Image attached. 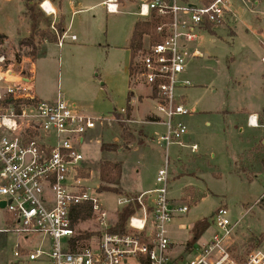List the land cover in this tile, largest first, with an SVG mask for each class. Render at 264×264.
<instances>
[{
    "label": "rangeland",
    "instance_id": "374dc122",
    "mask_svg": "<svg viewBox=\"0 0 264 264\" xmlns=\"http://www.w3.org/2000/svg\"><path fill=\"white\" fill-rule=\"evenodd\" d=\"M40 1L31 0L36 5L32 12L29 0H0V31L12 38L10 47L14 51L21 56H32L31 47L23 44L28 38L17 36L26 34L24 9L28 21H32V13L39 16L43 37L38 35L37 41L42 45L38 46L37 58L33 57L37 92L43 99H56L60 93L69 102L87 103L91 115L102 119L103 123L79 145L86 169L82 175L90 178L94 187H101L102 164H121L119 186L100 188L104 191L101 201L114 211L119 193L114 187L128 193L153 188L166 153L165 145L159 140L166 131L165 126L145 124L152 118L155 105L148 98L142 104L149 92L138 80L139 51L134 57L130 86L131 98H137V103L129 119L127 111L121 110L128 102L126 46L133 24L139 18L135 14L138 0H119V13H109L99 4L102 0H80L82 10L73 16L67 0H52L56 4L62 2L65 15L56 16V27L60 31L61 22L62 26L65 22L67 27L70 25L69 36L62 46L51 29L55 17L41 12ZM231 2L234 11L242 7L243 12L230 26L201 33L191 45L201 49L204 56L190 60L182 75L191 81L190 86L179 90L185 95L191 114L182 117L188 129L183 138L185 146L173 144L168 148L169 196L173 202L188 205L189 212L168 225L173 241L172 258H190L187 252L195 243L202 245L213 236L217 230L214 212L220 207L228 209L232 223L240 220L228 242L236 256L245 257L256 249L264 250V66L259 60L263 53L264 0ZM72 34L77 36L76 40ZM46 39L49 43L43 42ZM149 40L144 34L142 49L148 46ZM245 109L259 110L260 127L247 124ZM102 145L110 150H103ZM193 145L197 146L195 150ZM9 215L0 207V264H51L48 255L37 260L27 256L40 247L42 236L31 235L27 239L23 234L5 231L12 225L11 221L7 224ZM200 219H206L210 225L189 247L193 237L189 226ZM91 226L95 224H83L80 232L88 234L83 230ZM48 242L46 238L42 247L47 252L50 251ZM19 249L25 250L23 256L15 255Z\"/></svg>",
    "mask_w": 264,
    "mask_h": 264
},
{
    "label": "built area",
    "instance_id": "2783aa9c",
    "mask_svg": "<svg viewBox=\"0 0 264 264\" xmlns=\"http://www.w3.org/2000/svg\"><path fill=\"white\" fill-rule=\"evenodd\" d=\"M109 13H117L119 0H106ZM42 11L54 16L51 29L59 46L69 35L56 27L57 11L52 0H41ZM138 15L155 23L147 47L136 61L138 80L155 104L157 123L166 131L159 140L165 145L163 166L156 186L140 193L121 192L117 209L111 211L101 201L100 185L93 186L79 149L102 119L87 114L75 102L59 93L56 99L39 97L35 90L33 56H21L5 40L0 41V202L10 215L11 228L25 235L42 236L40 247L27 255L37 260L48 255L51 264H264V250L245 257L236 256L228 245L240 220L232 223L228 209L214 213L217 230L202 245H193L190 258L170 256L173 241L168 225L189 212V206L173 202L169 196V146H185L188 129L182 117L191 114L180 89L191 85L182 78L188 63L203 56L191 44L208 32L233 20L231 0H146ZM73 40L76 35L71 36ZM264 62V56L262 57ZM123 112L126 110L123 109ZM248 123L258 126V117ZM197 148L193 145V149ZM89 207V218L78 217L79 208ZM132 208L123 229L119 213ZM94 223L82 234L79 227ZM185 228V226H182ZM85 236V237H82ZM79 237H82L81 239ZM48 239L50 251L42 247ZM17 247H20L18 244ZM24 249L15 251L20 257Z\"/></svg>",
    "mask_w": 264,
    "mask_h": 264
},
{
    "label": "trees",
    "instance_id": "16d2710c",
    "mask_svg": "<svg viewBox=\"0 0 264 264\" xmlns=\"http://www.w3.org/2000/svg\"><path fill=\"white\" fill-rule=\"evenodd\" d=\"M29 9L32 12H35V8L36 5L35 4H31V0H29V4H28ZM31 19H32V29L33 31L36 29V27L38 26V21H39V16L32 13L31 14ZM155 26V23H148V22H137L133 35H132V41H131V45L130 48L132 50V62H131V66H130V73L131 75L133 74L134 71V66H133V61H134V57L137 51L141 50V48L143 47V36L144 34H148L150 33L153 28ZM209 31L212 32V29L209 28ZM4 35L0 34V41L4 39ZM23 44L28 45L31 47V51L30 53L32 54V56L34 58H37V48L35 46L34 43V35H31L26 41H23ZM135 52V53H134ZM131 95L132 92L129 93L128 96V104H127V118L129 119V117L131 116V111H132V105H131ZM119 115H116L117 118ZM126 138V136H125ZM130 139H133V137H130ZM102 149L103 150H110V147H108L107 145H102ZM121 174V164L120 163H112V162H105L102 164L101 166V182L103 183V185L100 187L102 190L105 189H112V187H108L109 185H114V186H119V176ZM119 188V187H118ZM115 191H118L119 193L121 192L120 189H117V187H114ZM133 213L132 208H125L123 209L120 213H119V224H118V228L123 229L125 226V223L128 219V217ZM92 212L91 209L89 207L86 208H79L78 217H82L84 219L89 218V216H91ZM210 223L206 220V219H202V220H198L194 227H193V237L189 240L188 246L191 247L192 244L195 243L196 239H198L205 231L206 229L209 227ZM85 237V236H82ZM82 237H79L80 239Z\"/></svg>",
    "mask_w": 264,
    "mask_h": 264
},
{
    "label": "crops",
    "instance_id": "0c3cea01",
    "mask_svg": "<svg viewBox=\"0 0 264 264\" xmlns=\"http://www.w3.org/2000/svg\"><path fill=\"white\" fill-rule=\"evenodd\" d=\"M56 1V0H55ZM55 1H52L53 2V4H54V7L56 8V11H57V16L59 15H64V11H63V4H62V2H63V0H62V2H61V4H59V3H57L56 4V2ZM104 1H106V0H102L99 4H101L102 6H104L103 5V3H104ZM257 3L260 1V0H255ZM67 2H68V6H69V8H70V11H71V14H72V16L74 15V13H76V12H79L80 10H82L81 9V7H82V4H81V2H80V0H67ZM143 1H136L135 3H136V6H135V8H136V12H135V14L139 17L136 21H135V23L133 24V27H132V30H131V34H130V37H129V39H128V42H129V45L128 46H126L127 47V51H128V56H127V61H126V67H128V70H127V74H128V90H129V92H128V96H129V93L130 92H132V89H131V77H132V75H131V73H130V66H131V62H132V50H131V48H130V45H131V41H132V35H133V32H134V29H135V26H136V23L137 22H147L146 20H144V18H142V17H140L139 15H138V8H139V6H140V4L142 3ZM34 2H31V4H33ZM131 4H133V2H130ZM120 2H119V10H118V12L117 13H119L120 11H121V7H120ZM38 6H39V4H38ZM36 10V9H35ZM41 12H43L42 11V9H41ZM241 12H243V8L242 7H240L237 11H235V16L233 17V20L232 21H230V22H228L227 24H224V25H222V26H230V24L233 22V21H236V19H237V17H238V14L239 13H241ZM44 13V12H43ZM45 14V13H44ZM46 16H48L47 14H45ZM23 16H24V22H25V25H26V29H24L25 30V32H26V34L25 35H22V34H20V36H17V38L18 37H20V38H29L31 35H34V43H35V46H36V48H37V50L39 49V47L42 45L41 43H39V41H37V40H39L38 39V35H40V37L42 38L43 36V34L41 33V30H42V26H39V23H38V26L36 27V29L33 31V29H32V21H28L29 19H28V14L26 15V10L24 9L23 10ZM65 16V15H64ZM30 17V16H29ZM31 18V17H30ZM139 19H142L141 21L139 20ZM40 20V19H39ZM53 21V20H52ZM52 23V22H51ZM148 23H150V22H148ZM62 22H61V31H66V30H68V33H69V31H70V25L67 27L66 26V22L64 23L65 25H63L62 26ZM217 29V28H216ZM216 29H212V32H215L216 31ZM31 32V33H30ZM153 32V31H152ZM208 32H210V31H208ZM263 33V30H261V32H260V34H262ZM0 34H2V35H4L5 37H4V39L10 44V39H12V38H10L5 32H1L0 31ZM149 34V33H148ZM235 34V31H234V33H233V35ZM72 35H75V34H72ZM145 35H147V34H145ZM41 40V39H40ZM213 41H216V38H214L213 39ZM43 42H47V43H49V41L46 39V40H43ZM262 43V46H263V53H262V55L260 56V61L262 62V64H263V66H264V62L262 61V57L264 56V41L263 42H261ZM39 46V47H38ZM49 47V46H48ZM49 49V48H48ZM48 51V50H47ZM203 52V51H202ZM46 54H47V52H46ZM45 55V54H44ZM203 56H204V52H203ZM202 56V57H203ZM37 78H36V63H35V90H36V93H37V95L39 96V94H38V92H37V88H36V80ZM262 90H264V75H263V84H262ZM183 94V93H182ZM184 95V94H183ZM58 96V95H57ZM128 96H127V99H128ZM40 97V96H39ZM42 98V97H41ZM133 98V97H132ZM131 98V105H132V107L133 106H135L136 105V103H137V98H133L132 99ZM146 98H148V99H150V97H149V94H148V96L146 95V97L144 98V102L142 103V104H144L145 105V99ZM184 99H185V95H184ZM47 100H54V99H47ZM151 100V99H150ZM151 102L153 103V101L151 100ZM80 108H82L87 114H90L91 115V112H90V108H89V106H88V104L87 103H84V104H79V103H77V102H75ZM127 104H128V102H127ZM154 104V103H153ZM155 105V104H154ZM147 106V105H146ZM123 109H127V107H123V108H121V110H123ZM152 112V111H151ZM152 118L151 119H149L148 121H146V123L145 124H147V123H149V124H162V123H157V122H155V121H157L158 120V117H157V114L155 113V111H153L152 113ZM250 115H256L257 117H258V122H259V117H260V112H259V110L258 109H252V110H249V109H245V111H244V118L246 119V122H247V124L249 125V123H248V119H249V117H250ZM249 126H251V125H249ZM259 127L261 126V124L259 123V125H258ZM251 127H254V126H251ZM257 127V126H256ZM93 131V130H92ZM91 131V132H92ZM148 131V130H147ZM90 132V133H91ZM149 133V132H148ZM180 146V145H179ZM163 163H164V160H163ZM161 168V167H160ZM159 168V169H160ZM158 169V170H159ZM158 172V171H157ZM156 175H157V173H156ZM154 185V187L156 186V178H155V183H153ZM153 187V188H154ZM153 188H147V189H144L143 191H146V190H149V189H153ZM142 191V192H143ZM140 193V192H139ZM215 213V212H214ZM200 220H202V219H200ZM197 222V221H196ZM195 222V223H196ZM9 223V218H8V220H7V224ZM195 223L194 224H191L190 226H189V228H191V230L193 231V227H194V225H195ZM188 227V226H187ZM191 238H192V236H191ZM208 241V240H207ZM206 241V242H207ZM205 242V243H206ZM204 244V243H203Z\"/></svg>",
    "mask_w": 264,
    "mask_h": 264
},
{
    "label": "water",
    "instance_id": "95a60500",
    "mask_svg": "<svg viewBox=\"0 0 264 264\" xmlns=\"http://www.w3.org/2000/svg\"><path fill=\"white\" fill-rule=\"evenodd\" d=\"M5 205H6V202H5V201H1V202H0V207H1V208H4Z\"/></svg>",
    "mask_w": 264,
    "mask_h": 264
}]
</instances>
